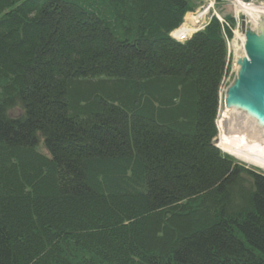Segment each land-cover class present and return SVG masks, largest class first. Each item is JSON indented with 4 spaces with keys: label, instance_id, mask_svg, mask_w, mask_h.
I'll return each mask as SVG.
<instances>
[{
    "label": "trees",
    "instance_id": "trees-1",
    "mask_svg": "<svg viewBox=\"0 0 264 264\" xmlns=\"http://www.w3.org/2000/svg\"><path fill=\"white\" fill-rule=\"evenodd\" d=\"M200 2L0 0V264H264L214 144L235 20L170 36Z\"/></svg>",
    "mask_w": 264,
    "mask_h": 264
},
{
    "label": "water",
    "instance_id": "water-1",
    "mask_svg": "<svg viewBox=\"0 0 264 264\" xmlns=\"http://www.w3.org/2000/svg\"><path fill=\"white\" fill-rule=\"evenodd\" d=\"M246 22V15L241 14L242 54L235 59L233 81L223 91V106L252 122L264 135V19L258 18L253 29L246 28Z\"/></svg>",
    "mask_w": 264,
    "mask_h": 264
},
{
    "label": "bare ground",
    "instance_id": "bare-ground-1",
    "mask_svg": "<svg viewBox=\"0 0 264 264\" xmlns=\"http://www.w3.org/2000/svg\"><path fill=\"white\" fill-rule=\"evenodd\" d=\"M250 1L253 0H233L232 3L236 14H244L248 20L255 23L260 16H264V3L256 5ZM206 11L207 9L199 14H185V23L175 33L182 31L190 33L192 29L186 23L189 21L194 24L192 19L202 18ZM235 34L236 37L239 36L238 33ZM235 43L234 41L233 45ZM216 126L219 150L234 156L238 161L264 170V135L252 122L224 108L216 119Z\"/></svg>",
    "mask_w": 264,
    "mask_h": 264
},
{
    "label": "rangeland",
    "instance_id": "rangeland-1",
    "mask_svg": "<svg viewBox=\"0 0 264 264\" xmlns=\"http://www.w3.org/2000/svg\"><path fill=\"white\" fill-rule=\"evenodd\" d=\"M232 1L233 0H201L199 6L192 12L194 14H199L200 12H202L203 8L205 9L208 7L207 12L201 18V21L203 24L206 23L207 20L210 19L212 16L218 17L220 20H223V17H225V16H231L235 20V27L233 29V37L231 40H229L227 42V49H228L227 71H226L225 76L223 77V80H222V86H221V92H220L221 93V95H220L221 99H220V105H219V110H218V117L220 116L222 110H224L223 98H222L223 97V91L229 84H231V82L233 81V78L235 76V72H236L235 59L237 56H240L242 54V52H241L242 35L240 33V30H239L241 14L235 13ZM250 2L254 3L256 5H260V4L264 3V0H253ZM260 19H264V16H260ZM186 24H187V26L189 25V28H191L193 26L191 24V22H189V21ZM246 28H252V29L254 28V23L251 22L250 19L248 20V22H246ZM235 33H238L239 36L236 37ZM234 41L236 42L235 45H233ZM217 131H218V129H217ZM217 137H218V133H217V136L215 137V140H214V144L216 146H217ZM232 157L237 162L242 164L243 166L253 168V169L259 170V171L264 173L263 169H260L256 166L248 165V164H246L240 160L238 161V159L235 158L234 156H232Z\"/></svg>",
    "mask_w": 264,
    "mask_h": 264
},
{
    "label": "built area",
    "instance_id": "built-area-1",
    "mask_svg": "<svg viewBox=\"0 0 264 264\" xmlns=\"http://www.w3.org/2000/svg\"><path fill=\"white\" fill-rule=\"evenodd\" d=\"M197 22V25L199 24V20H195ZM172 36L177 40V41H184L186 40L188 37H187V34L186 33H183V32H174L172 34Z\"/></svg>",
    "mask_w": 264,
    "mask_h": 264
}]
</instances>
